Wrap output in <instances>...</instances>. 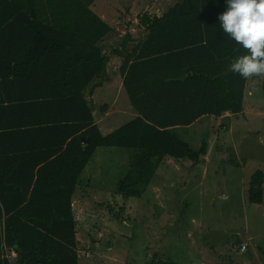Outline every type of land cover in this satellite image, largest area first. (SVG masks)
I'll list each match as a JSON object with an SVG mask.
<instances>
[{"label":"trees","instance_id":"obj_1","mask_svg":"<svg viewBox=\"0 0 264 264\" xmlns=\"http://www.w3.org/2000/svg\"><path fill=\"white\" fill-rule=\"evenodd\" d=\"M94 1L32 0L30 10L18 11L30 15L29 23L21 22L26 28L37 27L30 39L45 45V56L60 60V81L43 86L49 105L61 107L56 124L62 134L47 161L36 171L33 165L25 179L8 178L10 168H0V264H80L72 198L97 147L116 148L128 166L117 192L141 197L166 157L198 164L207 154L208 142L194 150L173 132L175 127L244 110L248 80L231 71L230 64L247 53L220 27L218 15L226 10V0H177L161 16L144 17L147 36L131 49L126 34L120 69L137 115L102 135L85 91L105 73L109 57L101 40L112 27L90 8ZM37 12L42 14L39 23ZM21 37L19 32L16 39ZM262 91L264 96V77ZM82 138H90L87 152ZM263 194L259 170L251 176L247 200L263 204ZM11 250L15 260L7 255Z\"/></svg>","mask_w":264,"mask_h":264},{"label":"rangeland","instance_id":"obj_2","mask_svg":"<svg viewBox=\"0 0 264 264\" xmlns=\"http://www.w3.org/2000/svg\"><path fill=\"white\" fill-rule=\"evenodd\" d=\"M97 2L94 10L105 8L120 39L132 31L137 42L147 36L144 17L160 16L174 4ZM263 77L247 81L243 112L207 115L194 125L175 127L173 132L194 150L208 142L207 154L198 164L165 158L141 197L117 192L128 170L114 159L120 157L118 150H96L74 203L80 264H264V202L247 200L251 176L264 173ZM91 84L89 89L97 82ZM94 99L100 118L108 100L98 94ZM130 118L124 115L121 122ZM243 243L248 245L245 252L240 251ZM7 255L11 260L17 256Z\"/></svg>","mask_w":264,"mask_h":264},{"label":"crops","instance_id":"obj_3","mask_svg":"<svg viewBox=\"0 0 264 264\" xmlns=\"http://www.w3.org/2000/svg\"><path fill=\"white\" fill-rule=\"evenodd\" d=\"M157 1L160 2V0ZM176 2L174 0V4ZM12 3L16 4L8 6ZM32 3H34L32 0H0V7H5L6 10V12H0V168H10L6 175L8 178L25 179L33 165H35L36 171L42 162L47 161V153L58 147L55 141L59 140L62 134L61 125L56 124V120L62 114L61 107L59 104L56 107L55 103L52 107L49 105L45 100L46 89L43 86L44 82L60 81V60L55 55L45 56V45L36 44L32 41L33 38L30 39V36L36 33L37 27L26 28L25 24L30 22L28 20L30 15L27 12H18L22 7L30 10L33 7ZM97 3L95 0L90 8L112 27L111 32L101 40L103 52L109 59L105 73L92 81L91 85L95 81L97 84L91 89H86L85 97L88 104L93 107L94 124L105 136L125 124V122H121L124 115L129 114L130 120H132L137 113L128 97L126 100L128 94L123 85L124 75L120 69L125 55L123 53L124 40L120 39L119 29L114 28L113 17L108 16L110 14L103 10L105 8H101L103 11L101 9L94 10L93 4ZM30 4L32 5L30 6ZM37 8L40 9L36 6ZM36 15L35 21L39 23L42 14L37 12ZM22 21L25 24H22ZM19 32L22 34L23 40L16 39ZM129 32H131V40L128 45L133 46L129 45L128 49L138 45L146 38L145 36L142 41L137 42L132 31ZM36 36L38 34H35L34 38ZM40 52L41 54H39ZM54 90L53 92H55ZM97 94L98 97L108 100L103 105L107 106L104 107L100 118H96L94 113L96 107L94 98ZM102 95H109V97ZM201 118L191 125L199 122ZM212 118L217 117L212 116ZM98 148L103 147L95 149L85 168ZM118 158L114 159H117V164L123 167L125 164ZM166 158L172 160V157ZM115 169L110 168V171L114 172ZM81 175L78 179L77 190L72 198L73 213L75 196L82 180Z\"/></svg>","mask_w":264,"mask_h":264},{"label":"clouds","instance_id":"obj_4","mask_svg":"<svg viewBox=\"0 0 264 264\" xmlns=\"http://www.w3.org/2000/svg\"><path fill=\"white\" fill-rule=\"evenodd\" d=\"M223 32L247 54L231 64V71L245 80L264 76V0H226L218 15Z\"/></svg>","mask_w":264,"mask_h":264},{"label":"built area","instance_id":"obj_5","mask_svg":"<svg viewBox=\"0 0 264 264\" xmlns=\"http://www.w3.org/2000/svg\"><path fill=\"white\" fill-rule=\"evenodd\" d=\"M247 246H248V245H247L246 243L241 244L240 251H241V252H245L246 249H247ZM10 253H12L13 255L16 254L15 251H13V250H11ZM15 256H16V255H15Z\"/></svg>","mask_w":264,"mask_h":264},{"label":"water","instance_id":"obj_6","mask_svg":"<svg viewBox=\"0 0 264 264\" xmlns=\"http://www.w3.org/2000/svg\"><path fill=\"white\" fill-rule=\"evenodd\" d=\"M232 64V62H231ZM230 64V65H231ZM82 142L85 144V149H84V152H87L88 151V148H87V145L90 143V138H82Z\"/></svg>","mask_w":264,"mask_h":264}]
</instances>
